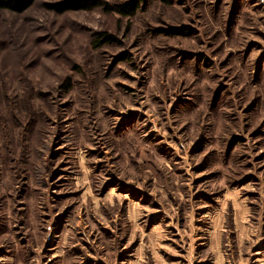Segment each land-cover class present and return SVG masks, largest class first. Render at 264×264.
Instances as JSON below:
<instances>
[{
	"label": "rangeland",
	"instance_id": "1",
	"mask_svg": "<svg viewBox=\"0 0 264 264\" xmlns=\"http://www.w3.org/2000/svg\"><path fill=\"white\" fill-rule=\"evenodd\" d=\"M55 1L0 10V264H264V0Z\"/></svg>",
	"mask_w": 264,
	"mask_h": 264
},
{
	"label": "trees",
	"instance_id": "2",
	"mask_svg": "<svg viewBox=\"0 0 264 264\" xmlns=\"http://www.w3.org/2000/svg\"><path fill=\"white\" fill-rule=\"evenodd\" d=\"M36 0H0V10L21 13L30 8ZM139 0H128L122 3L108 4L102 0H61L50 3H45V6L57 13H62L69 10L92 9L101 7L108 12H115L122 16H131L137 10ZM114 37L108 33L100 32L97 38L94 39L95 46H100L106 42H112Z\"/></svg>",
	"mask_w": 264,
	"mask_h": 264
}]
</instances>
